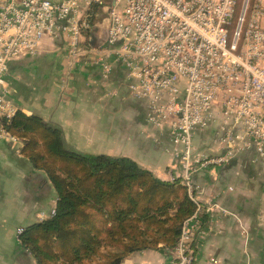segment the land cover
<instances>
[{
	"label": "built area",
	"instance_id": "2783aa9c",
	"mask_svg": "<svg viewBox=\"0 0 264 264\" xmlns=\"http://www.w3.org/2000/svg\"><path fill=\"white\" fill-rule=\"evenodd\" d=\"M104 3L0 0V139L20 142L5 128L18 112L9 63L37 55L45 37L64 39L69 71L95 58L106 86L120 65L146 124L167 128L179 179L197 204L172 249L173 264H194L199 217L214 207L198 202L193 174L229 165L241 152L264 159V0H107L105 25H93L103 36L85 46L89 11ZM210 127L218 152L194 144V134Z\"/></svg>",
	"mask_w": 264,
	"mask_h": 264
},
{
	"label": "crops",
	"instance_id": "0c3cea01",
	"mask_svg": "<svg viewBox=\"0 0 264 264\" xmlns=\"http://www.w3.org/2000/svg\"><path fill=\"white\" fill-rule=\"evenodd\" d=\"M91 59L69 71L64 39L45 37L37 55L9 63L10 101L58 127L72 151L126 157L164 181L181 177L167 128L146 124L144 103L128 96L124 69L115 65L106 86ZM213 135L211 127L197 131L195 146L218 152ZM21 147V141L0 139V264H38L18 230L50 217L57 203L47 174L32 166ZM193 180L198 202L214 207L199 217L194 264H264V159L241 152L229 165L197 170ZM173 260L172 249L162 247L134 252L122 264Z\"/></svg>",
	"mask_w": 264,
	"mask_h": 264
},
{
	"label": "trees",
	"instance_id": "16d2710c",
	"mask_svg": "<svg viewBox=\"0 0 264 264\" xmlns=\"http://www.w3.org/2000/svg\"><path fill=\"white\" fill-rule=\"evenodd\" d=\"M86 21L83 44H96L92 10ZM5 128L57 192L55 214L19 235L38 264H122L134 252L173 249L196 212L179 178L161 180L126 157L72 151L62 131L39 116L18 110Z\"/></svg>",
	"mask_w": 264,
	"mask_h": 264
},
{
	"label": "rangeland",
	"instance_id": "374dc122",
	"mask_svg": "<svg viewBox=\"0 0 264 264\" xmlns=\"http://www.w3.org/2000/svg\"><path fill=\"white\" fill-rule=\"evenodd\" d=\"M109 1V0H108ZM107 4V0H105V3L98 6V7H95L92 11H93V22H94V25H105V20L107 19L108 17V13H107V9L105 8Z\"/></svg>",
	"mask_w": 264,
	"mask_h": 264
}]
</instances>
